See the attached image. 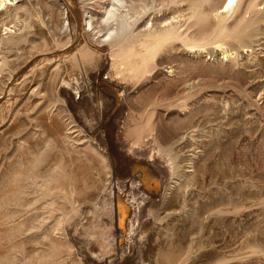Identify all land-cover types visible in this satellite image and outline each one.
<instances>
[{"label": "rangeland", "instance_id": "374dc122", "mask_svg": "<svg viewBox=\"0 0 264 264\" xmlns=\"http://www.w3.org/2000/svg\"><path fill=\"white\" fill-rule=\"evenodd\" d=\"M0 264H264V0H0Z\"/></svg>", "mask_w": 264, "mask_h": 264}, {"label": "bare ground", "instance_id": "6f19581e", "mask_svg": "<svg viewBox=\"0 0 264 264\" xmlns=\"http://www.w3.org/2000/svg\"><path fill=\"white\" fill-rule=\"evenodd\" d=\"M230 1V0H229ZM2 6V5H1ZM117 14V12L115 11V9H110L108 10V15L109 17H114Z\"/></svg>", "mask_w": 264, "mask_h": 264}]
</instances>
